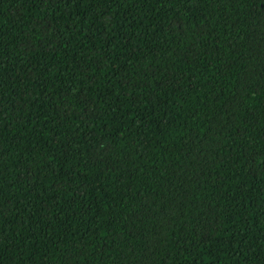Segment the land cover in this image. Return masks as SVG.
<instances>
[{
  "label": "trees",
  "instance_id": "16d2710c",
  "mask_svg": "<svg viewBox=\"0 0 264 264\" xmlns=\"http://www.w3.org/2000/svg\"><path fill=\"white\" fill-rule=\"evenodd\" d=\"M0 264H264V0H0Z\"/></svg>",
  "mask_w": 264,
  "mask_h": 264
}]
</instances>
